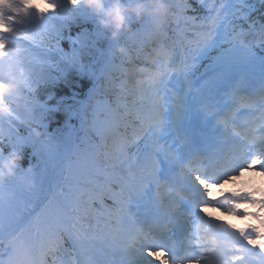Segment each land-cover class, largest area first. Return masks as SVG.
I'll return each instance as SVG.
<instances>
[{"label": "snow or ice", "instance_id": "snow-or-ice-1", "mask_svg": "<svg viewBox=\"0 0 264 264\" xmlns=\"http://www.w3.org/2000/svg\"><path fill=\"white\" fill-rule=\"evenodd\" d=\"M47 2L51 11L30 0H0V204L11 187L29 184L35 199L26 216L43 205L36 212L39 224L54 204V212L21 246L24 264H33L34 253L42 264H47L49 254L54 256L52 264H64L55 257L63 245L53 237L63 229L65 218L78 212L81 201L90 206L92 193L84 185L97 183V178L71 179L63 176L61 167L67 155L65 130L76 128L72 120L80 128L91 127L102 141L111 136L105 157L114 173L119 169L112 181L119 191L110 196L115 211L99 201L109 217L117 223L134 220L137 213L132 208L139 210L151 201L156 213L195 217L199 222V232L190 238L199 254L194 248L181 254L161 243L151 229L138 230L133 244L138 243L140 257L135 264H153L144 258L145 248L157 259V249L167 248L162 264H183L205 252L211 254L207 264H246L252 250L245 241L253 244L258 228L246 232L201 213L206 206L218 205L245 215L237 212V202L264 209V198L253 199V193H233L222 201L209 197L210 182L220 184L245 167L258 165L264 174V0H197L203 14L195 15L188 14L196 12L190 0H163L167 12L158 29L153 28L154 18L129 16L130 34H121L118 41L101 30L80 0ZM73 27L78 29L75 36ZM117 45L125 51L115 53ZM126 59L131 66L125 70ZM257 67L258 80L246 83L245 74ZM115 71L124 74L121 88L131 103L117 104L115 111L123 109L122 113L110 111L101 120L96 96L114 82ZM84 80L90 86L82 94L78 89ZM242 109L259 115L251 119L241 114ZM57 113L64 120L50 131ZM25 156L27 168L21 164ZM197 158L207 159V165L193 166ZM61 178L62 199L53 201L50 193ZM6 227L12 225L0 217V233ZM67 235L74 253L68 264H100L86 244H103L102 231ZM7 247V264H21L16 240ZM260 247L264 249V243ZM0 264L6 262L0 259Z\"/></svg>", "mask_w": 264, "mask_h": 264}, {"label": "clouds", "instance_id": "clouds-1", "mask_svg": "<svg viewBox=\"0 0 264 264\" xmlns=\"http://www.w3.org/2000/svg\"><path fill=\"white\" fill-rule=\"evenodd\" d=\"M95 17L96 23L101 30L108 32L109 38L118 41L121 34H130L128 17H135L137 20L142 17H151L153 28L158 29L164 22L167 9L163 0H80ZM125 51L123 46L117 45L114 52L117 54ZM18 162V158H17ZM3 175L9 176L5 172Z\"/></svg>", "mask_w": 264, "mask_h": 264}, {"label": "trees", "instance_id": "trees-1", "mask_svg": "<svg viewBox=\"0 0 264 264\" xmlns=\"http://www.w3.org/2000/svg\"><path fill=\"white\" fill-rule=\"evenodd\" d=\"M192 8H193V6H192ZM77 31H78V29H77L76 27H73V28H72V35L75 36L76 33H77ZM62 47L67 51V50L69 49V44H68V42H67V41H64V42L62 43ZM117 63H119V62H117ZM117 78L120 79L121 77H120V76H117ZM119 83H121V82H119ZM89 86H90V82H89V81H87V80L81 81V88L78 89V90L83 94L84 92L87 91V89H88ZM102 88H105V89L108 88V89H109L110 91H112V92H113V90H114V88H113V84H111V85H107V86L102 87ZM64 92L66 93L67 90L65 89ZM98 96H101L104 100L107 99L109 96L114 97V95H108V94L104 93V92L101 91V90H99ZM123 101H124V98L121 97V102H123ZM127 103H128V104L131 103V99H130V98L127 99ZM122 104H125V102H123ZM62 119L64 120L63 115L57 113V114L55 115L54 119L50 122V125H51L50 127H54V128L56 129V128L62 123ZM25 160L28 161V159H27L26 156H25ZM22 162H23V159H22L21 163H22Z\"/></svg>", "mask_w": 264, "mask_h": 264}, {"label": "bare ground", "instance_id": "bare-ground-1", "mask_svg": "<svg viewBox=\"0 0 264 264\" xmlns=\"http://www.w3.org/2000/svg\"><path fill=\"white\" fill-rule=\"evenodd\" d=\"M214 192H216V191L214 190ZM259 196L260 195H258L257 197L259 198ZM251 209L253 211L255 210L257 213L262 214L263 217H264V209H259L258 206H256V205H253L251 207ZM262 221H264V218L262 220H257V219H254V218H249V219L246 220V222L244 224H240L239 228H243L245 231H249L250 227L256 226L258 228V230H260V228L264 226V224H262ZM255 249H256V252L258 254H263V252H264V249H262L259 245L258 246H255ZM157 256H159V259H155L153 261V264H162L161 263V260H163L162 257H164V255H162V253L159 252V253H157ZM153 257H156V256H153ZM188 264H191V263H188Z\"/></svg>", "mask_w": 264, "mask_h": 264}, {"label": "rangeland", "instance_id": "rangeland-1", "mask_svg": "<svg viewBox=\"0 0 264 264\" xmlns=\"http://www.w3.org/2000/svg\"><path fill=\"white\" fill-rule=\"evenodd\" d=\"M247 74H245V76H246ZM88 248L91 250V247L90 246H88ZM144 256V255H143ZM148 256V254H146L145 255V258ZM140 257V256H139ZM139 257L137 258V259H139ZM19 260H20V262H21V264H24V255H23V253H20L19 254V256L17 257Z\"/></svg>", "mask_w": 264, "mask_h": 264}]
</instances>
